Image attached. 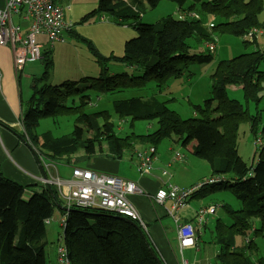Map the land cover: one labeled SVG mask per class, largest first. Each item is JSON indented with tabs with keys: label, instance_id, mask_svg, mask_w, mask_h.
I'll use <instances>...</instances> for the list:
<instances>
[{
	"label": "trees",
	"instance_id": "obj_1",
	"mask_svg": "<svg viewBox=\"0 0 264 264\" xmlns=\"http://www.w3.org/2000/svg\"><path fill=\"white\" fill-rule=\"evenodd\" d=\"M170 1L178 9L186 11L198 5L199 10L205 15H212L216 23L210 31L200 19L187 15L183 18L168 15L156 23H143L142 13L147 7L157 6L160 0H97L96 8L83 17L84 22L97 15L108 14L115 24L133 27L137 35L124 41L121 56L113 53L102 56L91 49L101 75L84 77L80 84L78 81H66L62 88L47 84L52 61L50 50H45L41 54L44 71L32 78V95L23 115L26 138L22 137V140L36 154L45 174L51 166L55 169L56 164L71 168L79 165L82 161L75 164L74 158L68 156L79 150H83L89 158L96 154V146L101 145L99 137L108 142L107 154L114 158L119 157L131 143L156 146L172 135L182 146L194 141L191 152L204 155L211 166V177L225 176V181L203 184L193 195L199 193L206 196L226 190L241 203L238 209L223 204L227 221L220 218L215 221L213 242L218 247L214 263L264 264V259L247 253L249 249L256 251L254 241L262 236L264 224V121L261 120V110H258V104L264 97V72L260 70L264 50L255 48L217 62L211 77L212 97L206 99L203 106H194L198 112L195 117L181 118L168 107V100L133 96L113 100V112L118 117L156 120L158 127L155 131L122 137L115 134L114 123L106 120L93 138L84 137L82 120L77 113L90 100L89 92L112 94L127 88H143L148 81H154L158 88L163 87L170 78L187 72L191 65L210 63L213 56L205 43L215 33L242 37L252 27H264V23L258 20L264 0ZM198 37L206 40L199 42ZM190 41L199 52L190 53ZM242 41L248 44L244 39ZM108 61L124 63L141 74H108L104 67ZM227 85L241 88L244 103L228 97ZM75 97L79 98L78 105L69 102ZM249 102L254 104L256 113L248 111ZM92 114L108 116L110 113L99 110ZM63 115L74 116L75 126L70 134L54 137L49 131L39 135L32 132L40 119ZM244 121L248 122L252 136L261 135L263 141L258 147L253 140L257 158L249 167L236 150L238 126ZM50 190L55 200L61 203L52 185L48 188L45 184L41 192L26 193L24 186L7 178L0 169V264H47L43 251L46 220L56 209ZM123 217L94 208H70L60 235L70 263L165 264L150 246L141 226ZM252 221H260L262 226L257 228ZM236 234L249 239V242L241 247L234 245Z\"/></svg>",
	"mask_w": 264,
	"mask_h": 264
},
{
	"label": "rangeland",
	"instance_id": "obj_2",
	"mask_svg": "<svg viewBox=\"0 0 264 264\" xmlns=\"http://www.w3.org/2000/svg\"><path fill=\"white\" fill-rule=\"evenodd\" d=\"M57 1V3H61L59 0ZM61 1L63 4L71 5L72 9L69 16L74 22L73 31L70 35L66 34V37L64 36V41L55 42L52 47L48 44H46L45 47H41V54L45 50H50L49 53L52 61L47 84L59 88H62L63 83H65L66 81H78L80 84V81L83 80L84 77L100 76L101 69L96 61L95 55L93 54V50L98 51V53L102 56H107L110 53H113L115 56H121L123 54L124 41L137 35V31L133 27L129 25L119 26L120 24H115L112 17L108 14L97 15L92 19L84 22L83 17L96 8L97 0ZM188 11L192 12V15L196 17L198 15L200 16V14L202 13L199 10L198 5L193 6ZM168 15L177 17V5L170 0H160V2L154 8H146V10L142 13L141 21L143 23H156L161 21L162 18ZM203 16L204 17L200 16L199 19L202 24L205 25V28L210 31V28L207 25L208 22L216 23V20L210 14ZM212 19L214 21H212ZM14 20H16V16H14ZM258 20L260 23H264V5L263 10L258 15ZM257 28H259V30H261L262 32L258 34L253 43L248 42V44L243 43L242 37L229 35L219 36V34L215 33V36L218 35V41L216 49L211 53L213 58L210 63L191 65V68L189 67L187 70V75H184L186 73L185 72L183 75H179L176 78H170L168 83L163 87L158 88L154 81H148L143 88H127L120 92H115L112 94L97 95L95 94V92H89L90 100H88L87 104L84 106L85 109L83 108V110L77 113V117H80L82 120L81 127L84 130V137L93 138V136L102 129L103 122H105L106 120L114 123L115 134L122 137H125L129 134L142 135L148 132H153L154 129H157L156 127H158V125L156 120H141L131 119L130 117H118L113 112V100L124 99L133 96H137L143 99L151 96L159 100L168 99L167 105L169 106V108L175 111L181 118L187 119L197 116L198 112L194 110V106H203L205 104V100L212 97L211 77L214 73L217 62L221 60L231 59L242 53L251 52L255 48L262 51L264 50V27L260 26ZM116 30L123 31L125 33V36L123 37L122 35L117 34ZM43 36L45 38V41L44 39L39 40V43H46V36ZM120 39H122L121 41H123V43L121 42L122 44L120 43ZM205 40V38L202 39L198 37L199 42L202 41V43H204ZM189 44L192 46L190 49V53L199 52L198 48L193 45L192 41H190ZM110 46L114 47L111 49L112 51L109 50ZM26 67L27 70L31 71L30 75H32L33 77L40 76V74H42V72L44 71L42 58H39L34 62L27 63ZM104 67L107 69L108 74L122 72H126L129 75L141 74L139 70L132 69L126 66L124 63L116 61H108L106 62ZM260 70L264 72V61L260 64ZM237 88L240 87L235 85H227L225 90L229 98H233L239 100L241 103H244L243 92L241 89ZM168 92H172L175 96V99L169 98L170 95L168 94ZM69 102L73 103L74 105H78L79 98L75 97L74 100H70ZM99 110L109 111L110 114L108 116L106 114L101 115L102 117L92 114V112H99ZM258 110H261V120L264 121V97L258 104ZM248 111L252 114L256 113V109L253 103H248ZM73 120L74 116L67 115L57 116L55 118H42L38 121V125L33 128L32 132L39 135L45 131H49L52 136L60 137L68 133L70 134L73 131V128L75 126ZM254 137L255 136H252V133L250 132L248 122L244 121L239 124L236 135V150L240 158L246 163L248 167L251 166V164L254 163L257 158V155H255V145L253 144ZM99 138L101 145L100 147L96 146L95 152L101 153L98 151H108V142L106 140H103V137ZM193 143L194 141L192 143L189 142L184 146V148L181 145V142H179L180 146L178 147H181L182 152H184V154H188L190 156V159L195 162V165H191L194 171L193 179L202 180L209 175V171L207 169H204V167L201 165V162L203 161H201L199 157L191 156V154L189 153V151L192 150ZM167 146L168 144L166 143V141H163L162 145L158 149L159 151H161L163 148L164 156H166L165 151ZM68 156L74 158V163L76 162L75 164H79L80 161H82L81 163L84 162L83 160L86 156V153L83 150H79L77 153ZM88 158L89 157H87V159ZM174 164H177V162L173 163L172 165L174 166V170L177 173L179 168ZM83 165V167L88 166V164L86 163H83ZM196 165L198 166L196 167ZM55 168L57 175L61 179H65L66 175H68L69 171L71 170V166L69 168V166L60 164H56ZM52 186L55 187L54 185ZM209 199H215L211 202L220 204V207H216L217 210L215 217L219 216L221 220H225L224 207L222 206L223 200L233 201L232 205L229 206L231 208L238 209L241 206V203L237 199H234L232 195L226 190L217 192L216 195H212ZM215 217L213 218L215 219ZM59 221L60 215L58 208H56L54 209L53 215L50 218V222L46 224V233L44 237L45 245L43 251L47 264H56L57 249L59 243H63V239L59 238L62 233V228L59 225ZM252 224L256 227L262 226L260 221H252ZM254 242L256 244V251L249 249L247 253L252 257H264V225L262 236L257 237ZM245 244L246 242L244 236L236 234L234 245L241 247ZM196 254L198 257L211 258L210 254H208V251L203 249L202 247H199ZM184 255L189 259L191 258L190 252H184Z\"/></svg>",
	"mask_w": 264,
	"mask_h": 264
},
{
	"label": "crops",
	"instance_id": "obj_3",
	"mask_svg": "<svg viewBox=\"0 0 264 264\" xmlns=\"http://www.w3.org/2000/svg\"><path fill=\"white\" fill-rule=\"evenodd\" d=\"M59 1L61 2L60 4H63L61 0ZM4 2L5 0H0V8L3 7ZM63 5L69 6V9H67L65 14L66 18L73 23L72 28L65 32L64 36L66 37V34L70 35L73 31L74 22L69 16L72 9L71 5ZM189 12L190 11H186L184 9H178L177 7V17L179 18L186 17ZM203 15L205 14H200L201 17H204ZM15 21H19L22 26L28 25L27 20H20L16 17ZM116 31L117 34H120L123 37L125 36L123 31ZM261 32L262 31L260 30V33ZM65 37H63L62 41L65 40ZM37 39L38 42L39 40L43 39L45 41L43 35L37 36ZM121 40L122 39H120V43H123ZM40 44L44 47L46 46V43ZM112 48L114 47L110 46L109 50ZM27 63L31 62H26L20 70L16 71L12 48L9 46L0 45V169L7 178L12 179L13 181L24 186L25 192L30 193L32 191L41 192L46 183L43 182L42 174L34 154H32L30 151V146L28 143L22 140V137L26 138L24 136L26 133V126L23 120V115L26 104L32 95L31 80L33 76L30 75L31 71L27 70ZM184 75H187V72ZM168 94L170 95L169 98L175 99V96L172 92H168ZM167 100L168 99H163L161 101ZM163 141H166L168 144L165 151L166 156H164L163 148L161 151L158 150ZM163 141L160 143V145L158 144L153 146L156 149V158L153 162L150 174H141L137 170V158L135 153L136 151L144 149L148 146L147 144L144 145L139 142L131 143L130 146L126 148L117 158L107 154V151H102L101 153L92 155L83 163L88 164L87 167L93 170L114 174L123 179L130 180L142 190L141 194L127 195V200L138 213L144 225V228L142 227V229L149 239L150 246L165 264H181V256L179 254L176 237L177 226L174 218L167 213L170 202L165 200L163 203H157L154 201L153 196L157 189L162 185L178 184L183 187L195 185L204 179L207 180L208 178H211L212 170L209 162L204 158V155L193 154L191 151H189L191 156L199 157V159L203 161L201 162V165L204 167V169L209 171V175L206 178H203L202 180L193 179L194 171L191 165H195V162L190 159L188 154H184V152H182L181 147H178L180 144L177 138L172 135L168 138H165ZM192 142L193 141H191V143ZM177 151L182 154L183 161L174 164L179 168L178 172L176 173L174 166H172L173 163H175V161L172 160V157ZM83 163H80L77 166H84ZM197 166L198 165H196V167ZM163 170H165V174H162ZM54 171L56 173V168L54 169L52 166L46 170V176H54ZM70 177L71 170L69 171L68 175H66L65 179ZM216 194L217 192L214 194H208L206 196H201L199 193L192 195V197L187 201V206L180 209L178 212V222H191L195 221V212L198 208L205 206L214 207V213L206 215L202 224H198L196 222L197 237L195 238V245L192 248L186 249V251L193 254L195 264H205L208 262H212L214 264V258L216 257L218 247L213 242L214 225L215 221L220 218L219 216L215 217V214L217 210L216 207H220V204L211 202L215 199L210 200L209 198ZM227 201L223 200L222 204L231 206L233 201ZM59 215L61 218L62 214L60 211ZM213 217H215V219ZM224 221H227L226 216ZM245 242H249V239L248 241L245 239ZM199 247L207 250L211 258L198 257L196 253L198 252ZM260 258L264 259V257L261 256Z\"/></svg>",
	"mask_w": 264,
	"mask_h": 264
},
{
	"label": "built area",
	"instance_id": "obj_4",
	"mask_svg": "<svg viewBox=\"0 0 264 264\" xmlns=\"http://www.w3.org/2000/svg\"><path fill=\"white\" fill-rule=\"evenodd\" d=\"M67 9H69L68 5H62L55 0H5L3 7L0 8V45L12 48L16 71L20 70L26 62H33L41 58L42 45L37 41V36L45 35L46 44L51 47L55 42L63 40L65 32L73 26V23L66 18ZM187 15L192 18L199 17L192 15V12ZM14 16L20 20H27L28 25L22 26L19 21L14 20ZM207 25L211 28L213 22H208ZM259 33V28L252 27L243 34L242 38L253 43ZM217 41L218 38L215 35H212L211 40L206 41L205 47L209 52L216 49ZM262 142L261 135L254 138V143L258 147H261ZM155 151L156 149L151 145L136 151L138 172L150 174L156 158ZM172 160L183 161L182 154L178 151L175 152ZM45 167L47 168L48 165ZM165 173L163 170L162 174ZM224 178L225 176L211 177L195 185L183 187L178 184H166L155 192L153 196L155 202L163 203L165 200L170 202L167 213L174 218L177 226L176 237L181 264H195L193 254L190 252L191 258L189 259L184 255V252H188L186 249L195 245L196 222L202 224L206 215L214 213V207L198 208L195 212V221L191 222H178V212L187 206L188 199L203 184L224 182ZM43 182L55 186L62 201L60 204L64 207L108 211L136 221L141 228H144L138 213L127 200V195L141 194L142 190L130 180L89 167L74 166L71 168L70 178L61 179L55 174ZM66 216L67 212L64 211L59 221L61 228L65 225ZM49 222L50 219L46 220V223ZM246 240L248 241V239ZM56 264H71L64 243H59Z\"/></svg>",
	"mask_w": 264,
	"mask_h": 264
},
{
	"label": "water",
	"instance_id": "obj_5",
	"mask_svg": "<svg viewBox=\"0 0 264 264\" xmlns=\"http://www.w3.org/2000/svg\"><path fill=\"white\" fill-rule=\"evenodd\" d=\"M31 152H32V154H34V157H35V159H36V161H37V163H38V166H39L40 172H41V174H42L43 180H48V177L46 176V174H45V172H44V167H43L42 164L40 163V160L38 159V157L36 156V154L32 151V149H31ZM47 186H48V188H49L50 184L47 183ZM50 192H51V190H50ZM50 195H51V199H52V201H53V203H54V205H55L56 208H58V209H60V210H62V211H65V212L70 211V208L64 207L62 204H60L59 202H57V201L55 200L54 195H53L52 192H51ZM123 218H124V217H123ZM61 237H62V236H60V238H61ZM149 249H150L151 252H153V251L151 250V248H149Z\"/></svg>",
	"mask_w": 264,
	"mask_h": 264
}]
</instances>
